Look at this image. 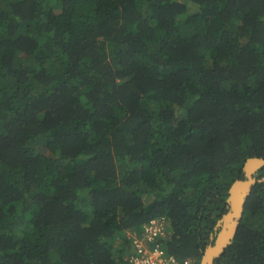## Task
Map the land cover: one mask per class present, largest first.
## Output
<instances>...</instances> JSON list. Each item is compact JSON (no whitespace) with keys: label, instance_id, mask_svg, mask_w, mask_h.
<instances>
[{"label":"trees","instance_id":"1","mask_svg":"<svg viewBox=\"0 0 264 264\" xmlns=\"http://www.w3.org/2000/svg\"><path fill=\"white\" fill-rule=\"evenodd\" d=\"M253 157L264 0H0V264H132L163 215L199 262ZM215 264H264V181Z\"/></svg>","mask_w":264,"mask_h":264},{"label":"water","instance_id":"2","mask_svg":"<svg viewBox=\"0 0 264 264\" xmlns=\"http://www.w3.org/2000/svg\"><path fill=\"white\" fill-rule=\"evenodd\" d=\"M264 168V158H248L243 164V178L235 180L228 189L226 200L227 211L216 224L218 229L214 238L205 247L200 264H215V261L227 249L236 235L242 219L244 205L256 183L264 181V177L257 178V171Z\"/></svg>","mask_w":264,"mask_h":264},{"label":"built area","instance_id":"3","mask_svg":"<svg viewBox=\"0 0 264 264\" xmlns=\"http://www.w3.org/2000/svg\"><path fill=\"white\" fill-rule=\"evenodd\" d=\"M165 224L164 218L152 219L138 235L129 236L136 249L130 259L132 264H193L190 260L178 261L163 247L161 241L168 234Z\"/></svg>","mask_w":264,"mask_h":264},{"label":"clouds","instance_id":"4","mask_svg":"<svg viewBox=\"0 0 264 264\" xmlns=\"http://www.w3.org/2000/svg\"><path fill=\"white\" fill-rule=\"evenodd\" d=\"M158 218H164L165 219V222H166V224H165V229L167 230V236L165 237V240H162L163 242H165V241H167V240H169V239H171V237H172V235H173V229H172V225H171V222H170V220H169V218L166 216V215H163V216H161V217H157V218H152V219H158ZM152 219H150V220H152ZM150 220L147 222V223H145L144 225H142V227H141V231L143 230V228H144V226H146L149 222H150ZM141 231H139V232H136V233H132V234H130V233H128V237L129 236H131V235H138ZM215 231H218V229L216 228V226H215ZM217 233V232H216ZM211 238H214V237H211ZM210 238V239H211ZM160 241V240H159ZM163 242H162V244H163ZM210 242V241H209ZM209 244V243H208ZM167 250V249H166ZM173 256V255H172ZM176 258V257H175ZM177 259V258H176ZM201 259V258H200ZM178 261H180V260H190L191 262H193V264H195V263H198V264H200V261L199 262H196V261H194L193 259H189V258H187V259H177Z\"/></svg>","mask_w":264,"mask_h":264}]
</instances>
